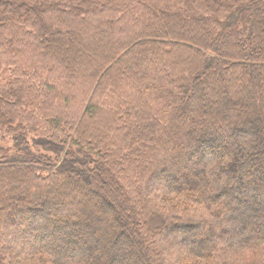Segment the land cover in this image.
Returning a JSON list of instances; mask_svg holds the SVG:
<instances>
[{
  "label": "trees",
  "instance_id": "1",
  "mask_svg": "<svg viewBox=\"0 0 264 264\" xmlns=\"http://www.w3.org/2000/svg\"><path fill=\"white\" fill-rule=\"evenodd\" d=\"M0 264H264V0H0Z\"/></svg>",
  "mask_w": 264,
  "mask_h": 264
},
{
  "label": "rangeland",
  "instance_id": "2",
  "mask_svg": "<svg viewBox=\"0 0 264 264\" xmlns=\"http://www.w3.org/2000/svg\"><path fill=\"white\" fill-rule=\"evenodd\" d=\"M244 141V140H243ZM5 146H10L11 145V143L10 142H8V141H6V143L4 144ZM220 152V151H219ZM219 152H217L216 154H213V156L215 157V158H213V159H211L209 162L211 163V164H213V165H215L216 164V161L218 162V164H221L223 161H222V158H219L217 155H218V153ZM227 158L229 159V160H231V161H233V162H235V163H237L236 164V166H229L228 164L227 165H224L223 164V166L225 167V169H228V170H230V172L232 173V175H233V173L234 174H236V171H237V169H239V166H238V162L240 161V159H242V158H239L238 160H236V159H233L232 157H230V156H227ZM190 160H192L193 162L195 161V162H197V165H198V168H199V171H200V173L198 174V175H196L195 177H193L190 181H188L185 185H184V187H186V188H191V187H196V186H198V185H200L201 184V182H199V178L201 177V175L202 174H204V171H203V168L206 166V165H208L207 164V160H208V157L207 156H203V157H201L200 158V160H198V161H196L195 160V158L194 159H192L191 157L189 158L188 157V161H190ZM213 161V162H212ZM215 161V162H214ZM178 162V161H177ZM180 173H178L177 175H176V177H181V174L179 175ZM206 174H204L203 175V177L205 176ZM20 197V196H19ZM13 226V225H12ZM11 226V227H12ZM11 242H13V240L11 239L10 240ZM20 247V248H19ZM17 248H19V249H17ZM22 248V249H21ZM26 248V247H25ZM24 247H22L20 244H16V249L17 250H15L18 254H22V252H24V249H25ZM21 256V255H20Z\"/></svg>",
  "mask_w": 264,
  "mask_h": 264
}]
</instances>
